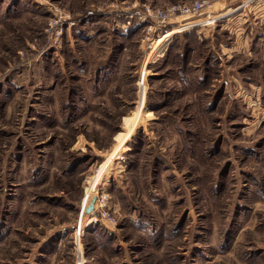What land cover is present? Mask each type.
Instances as JSON below:
<instances>
[{
    "label": "rangeland",
    "instance_id": "obj_1",
    "mask_svg": "<svg viewBox=\"0 0 264 264\" xmlns=\"http://www.w3.org/2000/svg\"><path fill=\"white\" fill-rule=\"evenodd\" d=\"M193 1L0 0V264H264V60L124 19Z\"/></svg>",
    "mask_w": 264,
    "mask_h": 264
},
{
    "label": "crops",
    "instance_id": "obj_2",
    "mask_svg": "<svg viewBox=\"0 0 264 264\" xmlns=\"http://www.w3.org/2000/svg\"><path fill=\"white\" fill-rule=\"evenodd\" d=\"M220 1L218 0L217 2L220 3ZM222 2L224 4L216 9V12L208 14L203 11L202 15L194 20L196 23H201L196 27V29H198L196 36L197 41L204 42V40H213L212 37L209 38L211 35V31L209 30L210 26L219 27L220 30L226 29L229 35H232V44L228 46L219 45L220 51L223 52L226 57H232V53H236L251 56L258 55L264 60V0H259L257 7L252 9V11L236 15H232L231 10L234 8L237 0H232V4L228 3L227 6H225V0ZM223 7L224 9L225 7L229 8L222 10ZM212 21L214 22L212 23ZM230 26H232V28ZM214 30L216 29L214 28ZM177 31L178 30L166 33L156 45L161 44L171 33Z\"/></svg>",
    "mask_w": 264,
    "mask_h": 264
},
{
    "label": "built area",
    "instance_id": "obj_3",
    "mask_svg": "<svg viewBox=\"0 0 264 264\" xmlns=\"http://www.w3.org/2000/svg\"><path fill=\"white\" fill-rule=\"evenodd\" d=\"M258 2L259 0H237V4L231 10L232 15L242 14L252 11V9L257 7ZM205 6L206 7L211 6L209 5L208 0H197V1L189 2L187 4L176 3L169 6L166 9H157V10H152L147 6L145 7L133 6L131 12L128 15H125L124 19H126V25L135 23L136 25L141 26L142 32L144 33V38L146 41H148L151 38V35H155L157 33L165 31L168 27H171V30L169 31H175V30L180 31V32L177 31V34L182 33L186 30L188 31L189 29L196 28L201 23H196V21L194 20L198 19V17L202 15V12L204 11L203 8ZM187 16H190V19L185 23L182 24L178 23L180 25H178L177 22L173 21L174 19H178L180 17H187ZM214 21H212V23ZM192 23H196V24L193 25ZM184 24L185 26L183 28H180ZM175 25L178 26L176 27ZM164 35L160 36V38L163 37ZM158 39H156L155 41H157ZM151 41H149L150 44ZM99 198L100 197L98 198L96 197L95 199V204H94L95 209L98 202H101L100 207L105 206L104 198L103 197H101V199ZM98 216L100 219H105L110 224L115 223V219L111 216L108 210H102L101 212L98 213Z\"/></svg>",
    "mask_w": 264,
    "mask_h": 264
},
{
    "label": "bare ground",
    "instance_id": "obj_4",
    "mask_svg": "<svg viewBox=\"0 0 264 264\" xmlns=\"http://www.w3.org/2000/svg\"><path fill=\"white\" fill-rule=\"evenodd\" d=\"M161 39V38H160ZM160 39H158L156 42H155V44H157V42H159L160 41ZM155 52H153V53H151V54H154ZM94 198H96L95 197V194H90L89 196H87L86 198H85V200H84V207H83V209H82V211H85L86 210V208H88L90 205L92 206L93 205V207H94V202H92V200L94 199ZM94 209V208H93ZM94 212V210L92 211V213ZM83 218H85L84 216H83ZM83 220V219H82Z\"/></svg>",
    "mask_w": 264,
    "mask_h": 264
},
{
    "label": "water",
    "instance_id": "obj_5",
    "mask_svg": "<svg viewBox=\"0 0 264 264\" xmlns=\"http://www.w3.org/2000/svg\"><path fill=\"white\" fill-rule=\"evenodd\" d=\"M95 199H96V198H94V199L92 200V202H95ZM93 208H94L93 205H92V206L90 205L88 208H86V210L84 211V213H85V214H90V213H92Z\"/></svg>",
    "mask_w": 264,
    "mask_h": 264
}]
</instances>
